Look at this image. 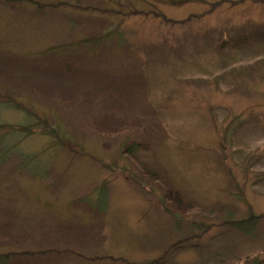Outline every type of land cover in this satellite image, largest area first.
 I'll return each instance as SVG.
<instances>
[{
  "label": "rangeland",
  "instance_id": "obj_1",
  "mask_svg": "<svg viewBox=\"0 0 264 264\" xmlns=\"http://www.w3.org/2000/svg\"><path fill=\"white\" fill-rule=\"evenodd\" d=\"M11 251L264 264V0H0Z\"/></svg>",
  "mask_w": 264,
  "mask_h": 264
},
{
  "label": "trees",
  "instance_id": "obj_2",
  "mask_svg": "<svg viewBox=\"0 0 264 264\" xmlns=\"http://www.w3.org/2000/svg\"><path fill=\"white\" fill-rule=\"evenodd\" d=\"M225 222H227V224H229L230 226H232L234 229H237L239 231L245 232V233H249L251 234L253 232V222H251L252 217H248V218H242V219H237V218H225L224 219ZM10 254L13 255V251L9 252V253H4V254H0V257L3 258H9ZM5 255V256H2ZM9 261L14 264L13 260L11 258H9ZM15 264H26L24 263V257L20 258V259H16L15 260ZM150 264H154V263H150Z\"/></svg>",
  "mask_w": 264,
  "mask_h": 264
}]
</instances>
